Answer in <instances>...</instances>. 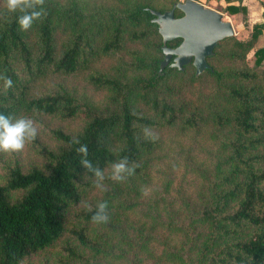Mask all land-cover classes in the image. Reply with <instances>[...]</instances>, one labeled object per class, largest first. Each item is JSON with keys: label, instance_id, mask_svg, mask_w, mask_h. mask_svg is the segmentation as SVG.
<instances>
[{"label": "trees", "instance_id": "16d2710c", "mask_svg": "<svg viewBox=\"0 0 264 264\" xmlns=\"http://www.w3.org/2000/svg\"><path fill=\"white\" fill-rule=\"evenodd\" d=\"M177 2L163 9L154 0H44L42 17L22 30L24 13L0 0V75L13 82L5 89L0 80V114L79 124L39 130L25 144L38 156L28 167L0 157V264H33L45 254L51 259L37 264H264V71L257 70L264 48L254 51V67L247 60L262 25L219 41L198 74L192 62L172 66L173 56L161 65L163 46L181 40L163 44L154 13L173 10L179 18ZM101 58L115 61L90 67ZM77 73L104 93L99 104L63 85H42ZM174 127L205 129L215 139L204 152L212 164L203 170L200 197L182 210L168 194L133 201L142 196L136 178L148 183L161 148L155 132ZM43 131L50 144L40 139ZM81 144L104 170L99 196L80 163ZM124 158L135 171L111 180V165ZM101 202L107 223L92 220ZM135 209L137 219L129 216Z\"/></svg>", "mask_w": 264, "mask_h": 264}, {"label": "rangeland", "instance_id": "374dc122", "mask_svg": "<svg viewBox=\"0 0 264 264\" xmlns=\"http://www.w3.org/2000/svg\"><path fill=\"white\" fill-rule=\"evenodd\" d=\"M83 2L101 3L103 0H81ZM172 0H154L156 7L168 9L167 2ZM183 2L184 0H178ZM162 28V24H159ZM248 65L254 67L251 63V58L247 55ZM115 61V60H114ZM112 58H101L99 61L90 65L94 69H108L114 63ZM258 71L263 72V69L257 68ZM83 73H77L68 77L51 78L45 81L42 85L49 86L52 83L63 85L68 91L73 92L77 97L86 99L94 104H99L104 97L103 92H98L85 83ZM187 88H190L187 86ZM192 93L197 94L198 90L185 91V96ZM38 131L51 127L63 128L65 130L76 129L78 123H66L52 118H41L40 122L35 123ZM44 132H41L40 139L43 142L47 140ZM159 135L161 148L154 159V164L149 175L148 183L141 184L140 179L136 178L138 187L142 189V196L135 197L133 201L137 202L140 198L143 201L151 199L164 198L169 195V201H172L174 208L183 209L182 203L193 199L196 201L199 196V188L202 186L203 170L209 168L212 160L208 155H205L206 148H209L215 139H209L208 131L202 129L198 133L183 131L179 128L161 129L155 132ZM0 157L7 163L13 162L17 159L21 165L28 167L38 162V156L28 146L16 152L0 151ZM1 180V175H0ZM170 184L169 186L167 184ZM140 189V190H141ZM166 191L168 193H166ZM101 192L98 188L92 191V196H99ZM166 202V201H165ZM139 210L135 209L130 212V217L137 219L139 217ZM177 242V241H176ZM43 257V258H42ZM50 258L49 255H41L33 258V264H37L40 259Z\"/></svg>", "mask_w": 264, "mask_h": 264}, {"label": "water", "instance_id": "95a60500", "mask_svg": "<svg viewBox=\"0 0 264 264\" xmlns=\"http://www.w3.org/2000/svg\"><path fill=\"white\" fill-rule=\"evenodd\" d=\"M174 7L182 12L181 17L175 18L173 10L154 13V22L158 25L163 44L168 40H181L175 48L163 46L165 58L161 65L173 56L172 66L181 69L184 64L192 62L198 74L207 67L205 58L217 43L234 35L233 28L223 20L221 13L194 0L179 1ZM159 24L163 25L162 28Z\"/></svg>", "mask_w": 264, "mask_h": 264}, {"label": "clouds", "instance_id": "9594fccd", "mask_svg": "<svg viewBox=\"0 0 264 264\" xmlns=\"http://www.w3.org/2000/svg\"><path fill=\"white\" fill-rule=\"evenodd\" d=\"M9 11L20 10L23 15L18 17V24L22 30H28L34 21L39 20L43 15L42 6L44 0H6ZM0 80L4 82L5 89L12 87L10 77L0 75ZM146 135H152L145 130ZM38 129L34 121L28 117H13L11 115L0 114V151L16 152L25 147L27 141L35 139ZM75 144H80L79 139L72 141ZM77 153L82 155L80 161L88 171L92 172L95 178V185L101 191L104 189L105 174L104 170L98 166H94L92 161L87 159V145L81 144L76 149ZM135 171L134 167L129 166L127 158L121 159L111 165L110 179L113 181H122L126 175H131ZM107 204L101 202L97 205V210L92 216V220L96 223H107L109 216L107 214Z\"/></svg>", "mask_w": 264, "mask_h": 264}, {"label": "crops", "instance_id": "0c3cea01", "mask_svg": "<svg viewBox=\"0 0 264 264\" xmlns=\"http://www.w3.org/2000/svg\"><path fill=\"white\" fill-rule=\"evenodd\" d=\"M196 2L222 14L223 20L229 22L234 35L245 38L251 35L254 25H262L255 47L249 52L252 58L256 48H264V0H195ZM238 8L229 13L227 8ZM253 64V63H252ZM257 68L264 70V61Z\"/></svg>", "mask_w": 264, "mask_h": 264}]
</instances>
